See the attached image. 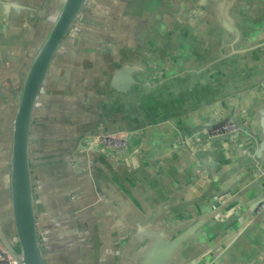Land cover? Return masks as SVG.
I'll list each match as a JSON object with an SVG mask.
<instances>
[{
  "label": "water",
  "instance_id": "1",
  "mask_svg": "<svg viewBox=\"0 0 264 264\" xmlns=\"http://www.w3.org/2000/svg\"><path fill=\"white\" fill-rule=\"evenodd\" d=\"M48 1L0 0L2 60L12 59V51L20 50L26 41L29 44L32 39L33 43V31L45 29L30 63L24 68L18 94L4 89L0 83V247L11 262L65 264L64 254L73 251L66 239L71 241L75 237V223L92 219V235H105L104 228L109 224L104 218L108 195L112 214L131 237L119 249L122 258L118 264H264V193L255 190L257 185L261 189L260 178L250 177L246 183L243 181L247 178H243L237 185L213 194L212 183L200 190L193 187V191L202 192L193 193L195 196L190 201H195L190 203L192 207H186L189 203L183 198L176 203L178 191L172 186L175 180L161 169L156 207L144 208L134 200L136 174L123 176L127 170L122 166H131L138 154L144 153L152 162V153L144 148L147 135L164 136L165 131L171 151L189 153L193 166L201 170L204 167L213 176L214 168L204 145L219 147L241 136L240 129L247 133L249 130L231 114L193 124L189 119L208 111L214 114L216 105H221L224 98L237 90L214 96L209 83L206 99L202 85H193L189 78L200 79L206 71L209 76L215 75L213 64L191 69L186 76L185 72L172 73L165 63L159 62L161 59L155 60L151 51L143 50L140 63H125L119 58L110 73L100 67V61L106 60L103 49L112 45L121 47L126 36L122 30L204 28L205 18L212 22V27L223 28L232 37L230 52L221 53L226 60L232 59L229 55L258 49L264 45V0H253L252 4L246 0L244 5L256 6L252 9L255 11L250 14L248 8L240 9V15L236 16L232 13L235 0H145L148 5L139 4L143 9L134 13L124 7L126 1L132 0H56V8L48 14L50 18L46 14L48 7L43 5ZM91 1L92 57H88L96 62V67L77 82L79 97H74L73 90L65 86L67 97L63 98L59 94L62 89L51 79L52 70L55 71L53 63L62 45L75 42L74 31L82 29L81 18ZM45 17L49 21L46 25ZM34 19L39 26L32 30ZM243 28L254 29L263 36L256 34L258 38L252 47L239 48L235 43L246 35L240 31ZM138 38L145 44L143 35ZM162 51L160 48L161 56ZM124 53L120 50L114 55ZM77 56L80 52L63 59L82 60ZM198 61L203 64L204 58ZM244 67L241 64L239 69L230 68L256 83L251 90L261 91L264 65L256 72L250 68L246 71ZM17 78H12L15 88H19ZM180 90H193L204 102L190 108ZM69 120L87 126L81 129L74 146ZM224 124H233L237 131L211 133ZM135 135L141 139L140 146L132 144ZM105 137L121 139L124 144L112 146L103 141ZM86 140L91 143L87 144ZM107 160H113L117 167ZM135 167L130 171L135 173ZM252 167L264 172V164ZM87 176L92 177L97 189L92 193V207H73L71 194L78 196L75 191L79 188L78 180L84 183ZM52 189L65 191L63 198L50 196ZM185 190H179L182 196ZM251 191L255 196L246 200L248 207H238L245 204L244 199ZM242 201L244 204H240ZM200 202H204V207ZM212 219L232 224L207 242V222ZM94 246L97 255L104 251L101 241H95Z\"/></svg>",
  "mask_w": 264,
  "mask_h": 264
},
{
  "label": "crops",
  "instance_id": "2",
  "mask_svg": "<svg viewBox=\"0 0 264 264\" xmlns=\"http://www.w3.org/2000/svg\"><path fill=\"white\" fill-rule=\"evenodd\" d=\"M56 0H49L47 4H43L48 7V14L51 10H54L56 7L54 5ZM246 0H235V10L233 12L236 15H240V9L248 8L249 13L252 14V9H255L256 6L251 4L246 7L244 4ZM257 3V2H256ZM122 4V3H121ZM147 6L148 3H145V0H132L131 2H125V9L134 13L135 11H140L143 8L139 6ZM92 6V1L89 5ZM233 7V8H234ZM88 11L82 16L81 20L85 23L90 22V14ZM141 13V12H140ZM44 18V25L47 24L48 18ZM49 22V21H48ZM204 28H173V29H140V28H128L126 31L122 30L126 35L120 46H108L102 50L104 58L106 60L104 63L100 61V67L104 72L119 63V58H123V62L132 64L133 62L140 63L141 53L143 50L150 52L155 57V60L161 59L160 63H165L166 66L174 72H185V75L189 74L188 72L191 69H198L204 67L203 65H209V63L214 65L216 70L214 71L215 75L209 76L208 71L206 75L200 79H193L195 76L189 78L193 85L199 86L202 85L204 90V98L209 97V83L211 84V92L214 96H225L229 95L230 92L237 90V93L227 96L221 102V105H216L214 109V114L211 115L208 113L200 114L197 117H192L189 119L190 124L198 122H209L212 119H215L222 114H231L234 118L239 121L244 127L249 130L248 134H243L231 141H226L219 145V147H213L209 145H204V148L207 150L208 158L212 162L214 172L213 176H209L207 169H198L193 166L194 163L192 156L189 153H180L171 151L169 147V138L167 137L166 131L164 136L160 135H147V144L144 145V148L152 153V162L144 155V153L138 154L135 159V162L131 166H122L124 170H127L123 173L124 177H130L131 173L136 174L134 178L137 179V194L136 200L139 206L144 208L147 207H156V203L159 200L158 192L156 188H159V178L162 175L161 169H164L170 176L173 177L175 183L173 189L178 191V196L176 198V203L181 201L182 198L186 203H189L186 207H192L190 203L195 200L190 201L195 195H199L201 192L198 191L203 187L209 185L210 183L214 184V189L211 191L213 194L216 190L222 188H230L239 183L243 178V182L246 183L247 180L252 178H260L261 189L257 185L255 190H258L260 193H264V172L257 171L255 165L262 166L264 164V86L261 91H253L250 88L256 85L248 77L239 76L240 72H236L230 67H235L236 69L240 68L241 64H244L246 71L250 68L251 71L256 72V69L262 68L264 65V45L258 49H251L243 52L241 55L236 56V54L229 55L232 57L230 60H226L221 53L226 51L230 52L231 48V36H227L226 31L223 28L212 27V22L205 18L203 21ZM38 20L34 19L31 21L33 25L32 30L39 26L37 25ZM216 23V21H215ZM43 24V23H42ZM44 28H39L33 31L34 40H29V44L26 43L21 47L20 50L12 51L14 57L12 59L2 60L0 58V83L4 89H8L14 94H18L19 89L22 83V74L24 68L27 65L26 60H30L35 47H30L31 45L39 46V41L44 33ZM241 33L244 32L246 35L241 39V42L235 43L239 48H249L254 45L256 39L258 38L256 30L241 29ZM28 32V31H27ZM75 37L74 43L76 44L79 40L82 43V29H76L74 31ZM138 35H143L144 43L142 44ZM244 35V34H242ZM263 36V34H261ZM27 39V38H26ZM78 44V43H77ZM235 46V48H236ZM119 48V50H118ZM160 48L163 50V55H159ZM125 51L124 55H114L118 51ZM227 52V53H228ZM68 53L65 51V56ZM21 56V60L18 57ZM108 56L113 60H109ZM120 56V57H119ZM60 57V56H59ZM241 57V59H236ZM89 58V57H88ZM204 58V63L202 64L198 59L202 60ZM91 59V58H90ZM20 60V61H19ZM92 60V59H91ZM87 68L91 65V70L96 67V62L89 61L88 59ZM99 62V61H98ZM245 62V63H244ZM8 67V68H7ZM226 67H229V70H226ZM213 68V70H214ZM88 72V70H86ZM57 73V72H56ZM213 73V71H212ZM134 73H132L133 75ZM229 77L227 78V76ZM93 76V75H92ZM136 76L135 74L133 77ZM18 77L15 81L19 88L13 86L12 78ZM236 82V83H233ZM250 82V83H248ZM189 89V87H186ZM185 94L184 99L185 103L190 107H196L204 102L203 97H196V94L193 90L181 91ZM207 101V100H206ZM207 107L205 106L204 109ZM201 111V110H200ZM206 111V110H205ZM197 118V119H196ZM198 121V122H196ZM71 123L72 131L70 134L74 140L72 146L76 145V139H78L81 134L82 128H87L85 124H80V122ZM66 124V123H65ZM135 140L132 144L141 143L139 136L135 135ZM144 144V143H143ZM143 149V150H145ZM202 150V149H201ZM108 159V158H106ZM92 160V156H89V161ZM112 164L115 165L113 160ZM185 163V166H184ZM100 164H96L95 167H99ZM137 165V171L135 173L130 171V168ZM116 166V165H115ZM254 166L255 168H253ZM117 167V166H116ZM192 167V168H190ZM184 168L188 169L185 170ZM122 169V170H123ZM253 169V170H251ZM81 176L78 174L77 179ZM86 182H80L78 180L79 188H76L75 191L78 193V196L71 194V198H74L73 207H92V193L96 191L95 185H93L92 177L87 176ZM243 183V184H244ZM134 184V183H132ZM198 189L193 191L192 188ZM178 189V190H177ZM180 189H186L185 194L182 196ZM204 191V190H203ZM50 196L55 198H63L62 195L65 191H54L52 189ZM108 193V191H107ZM195 195H194V194ZM255 196L253 191L242 201L238 207H248L246 200ZM106 207H108L107 212L105 213V219H108V225L104 228L105 235L101 237H95L92 235V219L89 221H78L75 223V237L70 241L66 239V243H71L73 251L71 253H65L66 263L65 264H118L120 259V247L130 241L131 237L125 233L123 226L118 222L117 217L112 214L113 207L109 206L108 195L106 196ZM202 207H204V202H200ZM158 206V205H157ZM199 207V203L196 204ZM250 206V205H249ZM176 207V205H175ZM184 207V206H180ZM211 207V206H210ZM243 210V209H242ZM239 220V219H236ZM232 220V221H236ZM232 223L227 224L225 221L214 220L207 222V236L206 241L208 242L211 236L215 235L220 230L230 226ZM101 233L100 229H98ZM225 230V229H224ZM95 241H101L104 244V251L102 250L98 255L95 253Z\"/></svg>",
  "mask_w": 264,
  "mask_h": 264
},
{
  "label": "flooded vegetation",
  "instance_id": "3",
  "mask_svg": "<svg viewBox=\"0 0 264 264\" xmlns=\"http://www.w3.org/2000/svg\"><path fill=\"white\" fill-rule=\"evenodd\" d=\"M92 12V6L89 8V13ZM83 27H82V43L78 44H65L60 47L59 54L56 56V59L53 63V67L55 68V71L52 70V74L54 76L51 77V79L57 83V87L61 88L62 90L59 92L61 97H67L66 94H64V87L69 86V90H73L72 94L74 97H79L80 92L79 88L76 89V84L77 82L84 77H87V75L91 71L92 65L87 68L88 72L85 70L87 67L88 62V56L90 55L92 57V13L90 14V22H82ZM30 47H37L36 45H31ZM65 51H68L66 57L70 58L75 56V52H80V56L82 60H74V59H63L65 57ZM90 57V58H91ZM89 61H92L89 59ZM27 65L30 63V60H26ZM58 71V72H57ZM57 72V73H56ZM74 85V86H73ZM64 94V95H63ZM72 111V110H71ZM74 113L76 109H73ZM72 111V112H73ZM246 128V127H245ZM231 129L228 132L236 130V127L233 124H224L218 128L216 132L218 133H227L226 130ZM238 129V127H237ZM243 130V129H240ZM239 130V135L243 134H248L246 131H240ZM237 131V130H236Z\"/></svg>",
  "mask_w": 264,
  "mask_h": 264
},
{
  "label": "built area",
  "instance_id": "4",
  "mask_svg": "<svg viewBox=\"0 0 264 264\" xmlns=\"http://www.w3.org/2000/svg\"><path fill=\"white\" fill-rule=\"evenodd\" d=\"M218 130V129H217ZM217 130L211 132V133H218ZM231 129L226 130V132L230 131ZM103 141L105 143H108L112 146H121L124 144V141L118 138H112V137H105L103 138ZM87 144H90V140H86ZM0 264H13L10 260V256L0 247Z\"/></svg>",
  "mask_w": 264,
  "mask_h": 264
}]
</instances>
